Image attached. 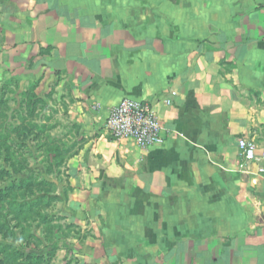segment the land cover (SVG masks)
Returning a JSON list of instances; mask_svg holds the SVG:
<instances>
[{"label":"crops","instance_id":"crops-1","mask_svg":"<svg viewBox=\"0 0 264 264\" xmlns=\"http://www.w3.org/2000/svg\"><path fill=\"white\" fill-rule=\"evenodd\" d=\"M6 81L71 103L70 264H264V176L238 147L264 148V0H0ZM125 98L160 145L106 137Z\"/></svg>","mask_w":264,"mask_h":264},{"label":"rangeland","instance_id":"rangeland-1","mask_svg":"<svg viewBox=\"0 0 264 264\" xmlns=\"http://www.w3.org/2000/svg\"><path fill=\"white\" fill-rule=\"evenodd\" d=\"M70 104L55 84H0V264H70L55 253L70 250L68 164L82 148Z\"/></svg>","mask_w":264,"mask_h":264},{"label":"built area","instance_id":"built-area-1","mask_svg":"<svg viewBox=\"0 0 264 264\" xmlns=\"http://www.w3.org/2000/svg\"><path fill=\"white\" fill-rule=\"evenodd\" d=\"M166 101V105H170ZM106 137L113 142L132 143L140 148H151L163 142L161 123L152 106L143 101L123 99L107 115L104 121ZM243 169L254 167L256 173L264 176V148L246 139L239 140Z\"/></svg>","mask_w":264,"mask_h":264}]
</instances>
